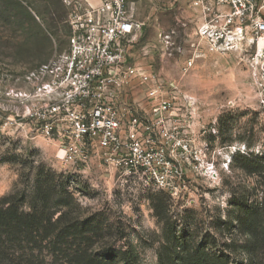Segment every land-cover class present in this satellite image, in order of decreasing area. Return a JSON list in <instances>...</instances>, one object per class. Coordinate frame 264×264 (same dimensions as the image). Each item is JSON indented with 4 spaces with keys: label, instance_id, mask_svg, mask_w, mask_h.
Returning a JSON list of instances; mask_svg holds the SVG:
<instances>
[{
    "label": "rangeland",
    "instance_id": "rangeland-1",
    "mask_svg": "<svg viewBox=\"0 0 264 264\" xmlns=\"http://www.w3.org/2000/svg\"><path fill=\"white\" fill-rule=\"evenodd\" d=\"M65 1L0 0V197L23 194L28 208L36 175H56L55 183L74 198L68 207L73 215L101 228L96 244L129 248L137 264H159L165 244L247 264L240 248L250 239L239 233L236 220L263 194L261 179L239 169V155H264L262 64L246 47L209 51L196 34L194 0H129L134 18L143 23L131 63L152 73L162 91L176 98L178 124L188 126L179 130L189 150L173 149L166 156L185 184L161 195L135 179H120L98 159L81 168L67 165L57 143L43 138L28 115L49 101L34 95L30 74L67 48ZM129 95L144 118L146 87L133 86ZM162 196L166 210L157 217L152 202Z\"/></svg>",
    "mask_w": 264,
    "mask_h": 264
},
{
    "label": "built area",
    "instance_id": "built-area-1",
    "mask_svg": "<svg viewBox=\"0 0 264 264\" xmlns=\"http://www.w3.org/2000/svg\"><path fill=\"white\" fill-rule=\"evenodd\" d=\"M65 4L67 48L30 74L34 95L49 101L28 115L43 138L57 143L64 164L81 168L98 159L120 179L132 178L169 195L177 192L185 183L166 156L173 149L189 150L179 130L188 126L178 124L176 98L162 91L152 73L131 63L142 25L128 1ZM192 5L199 19L196 34L209 51L246 47L264 67V0H194ZM133 86L146 87L144 118L129 95Z\"/></svg>",
    "mask_w": 264,
    "mask_h": 264
},
{
    "label": "trees",
    "instance_id": "trees-1",
    "mask_svg": "<svg viewBox=\"0 0 264 264\" xmlns=\"http://www.w3.org/2000/svg\"><path fill=\"white\" fill-rule=\"evenodd\" d=\"M251 158L239 155V169L261 179L263 200L243 207L236 227L250 239L240 248L247 264H264V155ZM56 178L36 175L28 208L23 194L0 197V264H137L129 248L115 250L112 244H96L101 228L92 226L90 218L80 220L73 215L68 207L74 198L63 183H55ZM164 204L163 196L153 200L157 217L165 212ZM163 250L159 264H227L198 247L165 244Z\"/></svg>",
    "mask_w": 264,
    "mask_h": 264
},
{
    "label": "crops",
    "instance_id": "crops-1",
    "mask_svg": "<svg viewBox=\"0 0 264 264\" xmlns=\"http://www.w3.org/2000/svg\"><path fill=\"white\" fill-rule=\"evenodd\" d=\"M91 1H93V2H96L97 0H91ZM128 1V3H129V0H127ZM130 5V4H129ZM136 20V19H135ZM137 21V20H136ZM138 23H140L141 25H142V31H143V23L141 22V21H137ZM142 31H141V33H142ZM141 35V34H140Z\"/></svg>",
    "mask_w": 264,
    "mask_h": 264
}]
</instances>
